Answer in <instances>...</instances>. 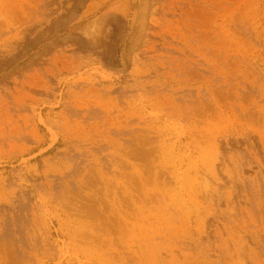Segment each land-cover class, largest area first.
<instances>
[{"label": "rangeland", "instance_id": "obj_1", "mask_svg": "<svg viewBox=\"0 0 264 264\" xmlns=\"http://www.w3.org/2000/svg\"><path fill=\"white\" fill-rule=\"evenodd\" d=\"M0 264H264V0H0Z\"/></svg>", "mask_w": 264, "mask_h": 264}, {"label": "bare ground", "instance_id": "obj_2", "mask_svg": "<svg viewBox=\"0 0 264 264\" xmlns=\"http://www.w3.org/2000/svg\"><path fill=\"white\" fill-rule=\"evenodd\" d=\"M96 43H97V42H96ZM96 43H94V44H96ZM98 43H99V42H98ZM88 45H89V44H88ZM72 63H73V62H72ZM72 63H70V64H71L70 67H71V68H74V66H72V65H74V63H73V64H72ZM65 64H66V63L63 61V68H64V69L67 68L68 65H69V64H68V65L66 64V65H67V67H66ZM75 64H77V63H75ZM82 65H83V62H80L79 65L76 66V67H77V68H80ZM68 68H69V67H68ZM102 78H105V76L103 75ZM86 81L89 82L90 85H91L92 87H94V83H93V82L95 81V79H93V80H89V79H87ZM77 98H79V97H76V99H77ZM78 107H80V106L78 105Z\"/></svg>", "mask_w": 264, "mask_h": 264}]
</instances>
